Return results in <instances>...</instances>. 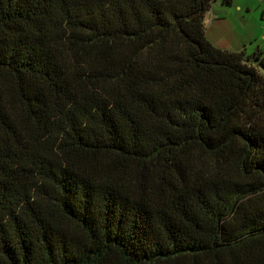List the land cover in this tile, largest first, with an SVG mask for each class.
Masks as SVG:
<instances>
[{"label": "trees", "instance_id": "obj_1", "mask_svg": "<svg viewBox=\"0 0 264 264\" xmlns=\"http://www.w3.org/2000/svg\"><path fill=\"white\" fill-rule=\"evenodd\" d=\"M213 1L0 0V264H264V51Z\"/></svg>", "mask_w": 264, "mask_h": 264}, {"label": "rangeland", "instance_id": "obj_2", "mask_svg": "<svg viewBox=\"0 0 264 264\" xmlns=\"http://www.w3.org/2000/svg\"><path fill=\"white\" fill-rule=\"evenodd\" d=\"M206 23L215 46L246 55L264 51V0H214Z\"/></svg>", "mask_w": 264, "mask_h": 264}, {"label": "crops", "instance_id": "obj_3", "mask_svg": "<svg viewBox=\"0 0 264 264\" xmlns=\"http://www.w3.org/2000/svg\"><path fill=\"white\" fill-rule=\"evenodd\" d=\"M206 26H207V23H206ZM212 38H214V37H212Z\"/></svg>", "mask_w": 264, "mask_h": 264}]
</instances>
